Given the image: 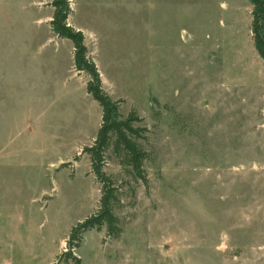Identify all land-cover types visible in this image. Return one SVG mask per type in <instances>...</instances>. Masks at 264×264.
Segmentation results:
<instances>
[{
    "label": "rangeland",
    "instance_id": "1",
    "mask_svg": "<svg viewBox=\"0 0 264 264\" xmlns=\"http://www.w3.org/2000/svg\"><path fill=\"white\" fill-rule=\"evenodd\" d=\"M50 2L0 0V235L24 218L41 260L101 196L82 152L101 107L72 43L51 31ZM70 7L67 23L121 117L138 116L146 152L144 181L105 152L116 229L86 231L72 249L80 264H264V60L248 1Z\"/></svg>",
    "mask_w": 264,
    "mask_h": 264
},
{
    "label": "trees",
    "instance_id": "2",
    "mask_svg": "<svg viewBox=\"0 0 264 264\" xmlns=\"http://www.w3.org/2000/svg\"><path fill=\"white\" fill-rule=\"evenodd\" d=\"M72 0H51L53 8L49 25L53 34L59 38L68 39L73 46V66L76 71H84L89 76L86 82V92L101 107V124L95 139L90 145L84 146L82 152L88 154L91 172L101 184V196L98 208L83 220L77 222L69 230L66 238V250L62 251L54 263L61 261L80 264V258L73 254L74 248L80 246L83 234L89 230L100 231L105 226L110 234L116 229L117 217L113 213L115 198L114 185L111 177L103 170L104 155L108 148L119 158V163L128 166L139 179L145 180L143 161L146 152L140 147L135 138L141 137L143 128L136 126L139 121L134 111L122 118L119 113L121 100L112 99L102 88L99 72L94 61L87 56L83 33L67 23L71 13ZM251 5L250 31L253 46L264 60V0H246Z\"/></svg>",
    "mask_w": 264,
    "mask_h": 264
},
{
    "label": "crops",
    "instance_id": "3",
    "mask_svg": "<svg viewBox=\"0 0 264 264\" xmlns=\"http://www.w3.org/2000/svg\"><path fill=\"white\" fill-rule=\"evenodd\" d=\"M35 2L33 7L36 6ZM37 24L41 25L40 16ZM21 226L11 228L4 233L2 239L0 235V264H52L55 262L56 256L66 242V237L60 241L57 251L46 260H41V235L35 238L29 228L28 221L24 218L20 220ZM26 222L27 226L24 224ZM1 232V231H0ZM88 232V231H87ZM93 233V231L89 230ZM3 236V235H2ZM4 244V248L1 246ZM59 264H72L61 261Z\"/></svg>",
    "mask_w": 264,
    "mask_h": 264
}]
</instances>
